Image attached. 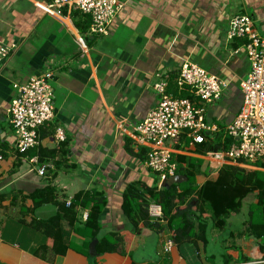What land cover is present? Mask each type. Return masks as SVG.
I'll list each match as a JSON object with an SVG mask.
<instances>
[{"label": "crops", "instance_id": "0c3cea01", "mask_svg": "<svg viewBox=\"0 0 264 264\" xmlns=\"http://www.w3.org/2000/svg\"><path fill=\"white\" fill-rule=\"evenodd\" d=\"M123 1L110 34L100 36L90 33L91 20L84 26L88 16H77L84 29L77 26L76 9L48 11L51 0H0V46L17 44L0 66V264H225L228 257L230 264H264V238L249 235L246 200L225 229L207 220L197 243H175L170 252L163 249L172 236L168 227L156 232L140 223L135 229L123 210L129 185L151 187L158 178L145 166L148 146L138 141L135 129L159 102L155 83L162 78L170 83L190 59L228 82L206 112L208 122L227 126L241 108L240 82L250 69L244 39L227 37L229 21L251 15L264 36V0ZM46 71L52 73L55 118L42 127L39 145L19 154L9 111L15 85ZM58 128L66 135L65 153L40 163L48 165L41 176L30 159L41 147L59 149ZM182 144L174 155L199 161L197 188L218 177L225 164L219 169L207 154ZM236 166L257 170L264 179V166ZM47 187L58 203L35 207L31 194ZM89 190L105 194L103 231L123 238L122 251L96 259L86 253L94 244L80 231L90 208L70 206L77 193ZM185 206L196 220L197 201L190 198ZM57 214L64 216L58 234L48 237L34 226Z\"/></svg>", "mask_w": 264, "mask_h": 264}, {"label": "built area", "instance_id": "2783aa9c", "mask_svg": "<svg viewBox=\"0 0 264 264\" xmlns=\"http://www.w3.org/2000/svg\"><path fill=\"white\" fill-rule=\"evenodd\" d=\"M124 6L123 0H51L46 8L50 12H59L64 7L76 9L90 16V33L107 36ZM227 37L244 39L250 69L240 82L241 108L224 128L208 122L206 112L223 97L228 82L186 59L180 67L177 84L179 89L188 90L193 98L170 92L166 78L155 83L159 102L135 129L138 141L148 146L145 166L158 176L159 188L167 178L177 174L174 147L182 144L184 134L190 139L191 146L203 143L208 135L217 132H223V140L232 138L228 148L207 153L210 162L219 169L224 164L264 166V36L259 33L251 15L240 14L230 19ZM16 48L17 44L0 46V66ZM51 78V71H46L32 76L25 84L15 85L17 94L9 111L20 154L39 145V130L55 118ZM56 138L59 142L66 140L62 128L56 130ZM3 161L4 155L0 152V167ZM30 161L36 163L41 176H46L47 164H40L37 155ZM149 215L155 222L166 223L163 207L157 202L149 205ZM87 217L85 214V220ZM175 243L174 238L169 237L163 245L164 251L170 252Z\"/></svg>", "mask_w": 264, "mask_h": 264}, {"label": "trees", "instance_id": "16d2710c", "mask_svg": "<svg viewBox=\"0 0 264 264\" xmlns=\"http://www.w3.org/2000/svg\"><path fill=\"white\" fill-rule=\"evenodd\" d=\"M80 15L85 18L88 15L78 10L73 13L77 26L84 29L77 19V16ZM88 18L84 21V26L86 27L87 25L89 26L91 20L90 16ZM177 78L175 76L170 80L169 91L179 97L193 98V95L188 90L179 89ZM221 128L223 127L221 126ZM41 132L42 128L39 130L40 138ZM181 141L185 145L190 143V139L185 134L181 137ZM232 142V138L226 137L223 140V132H217L208 135L207 140L203 143L196 144L195 151L200 154H207L211 151L228 148ZM65 145V142H61L59 149L54 150L39 148L38 157L40 163H44L49 157H57L60 152L65 153ZM178 146L180 145H176V147ZM173 159L177 162V174L186 176L187 180L185 182L174 183L171 186L161 188L158 186V180L151 187L139 182L128 186L124 195L123 210L131 226L139 229L140 223H143L145 227L156 232H161L168 227L177 244L183 242L197 243L198 236L208 225L207 220L212 223L214 228L225 229L230 215L239 213L243 208L244 200L257 191V194L254 195L257 200L255 202L257 209L250 210L248 231L251 236L258 239L264 238V179L259 177L257 170L226 164L219 171L216 179L208 180L202 187L197 188L195 175L200 168L199 161L185 155H174ZM184 163L187 164L186 167L183 166ZM31 198L35 202V207L51 201L58 203L57 198L51 193V188L49 187L35 191L31 194ZM190 198L197 201V212L199 214L195 213L197 216L196 220L192 217L189 207L185 206ZM152 202L162 205L166 223L162 224L151 219L149 205ZM105 203L106 196L103 192L89 190L77 193L75 201L70 206L71 210L76 205L90 208L88 217L80 232L87 234L92 239L91 242H93L94 248L92 251L86 249V253L91 259H96V257L104 253L122 251L123 238L116 236L114 232L103 231L102 214ZM62 217H64L62 214H57L48 220H35L34 226L38 229L43 228L48 237H52V235L60 232ZM197 221L198 224H196ZM55 249L60 252L65 250V248L61 250ZM232 261L233 259L228 257L225 264H230Z\"/></svg>", "mask_w": 264, "mask_h": 264}, {"label": "rangeland", "instance_id": "374dc122", "mask_svg": "<svg viewBox=\"0 0 264 264\" xmlns=\"http://www.w3.org/2000/svg\"><path fill=\"white\" fill-rule=\"evenodd\" d=\"M222 125H225L224 123L222 124ZM261 177L262 176H264V173H262L261 175H260ZM255 196H254V194H251L247 199H246V202H245V204H244V209H243V212L245 213V214H247V216H249V213H250V210H255V209H257V205H256V203H255ZM249 218V217H248ZM231 228V226L228 228V229H230ZM225 235H226V233H225ZM256 262H254V264H255Z\"/></svg>", "mask_w": 264, "mask_h": 264}, {"label": "water", "instance_id": "95a60500", "mask_svg": "<svg viewBox=\"0 0 264 264\" xmlns=\"http://www.w3.org/2000/svg\"><path fill=\"white\" fill-rule=\"evenodd\" d=\"M183 176L180 174H176L172 177L167 178L163 184L162 187H167V186H171L174 183H182Z\"/></svg>", "mask_w": 264, "mask_h": 264}]
</instances>
